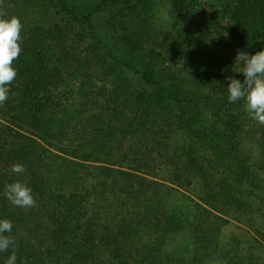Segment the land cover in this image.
I'll list each match as a JSON object with an SVG mask.
<instances>
[{
    "label": "trees",
    "instance_id": "trees-1",
    "mask_svg": "<svg viewBox=\"0 0 264 264\" xmlns=\"http://www.w3.org/2000/svg\"><path fill=\"white\" fill-rule=\"evenodd\" d=\"M165 1L180 41L208 38L206 10L215 47L264 50V0H3L23 25L0 105V219L13 224L17 264H204L216 252L251 264L255 246L219 247L230 221L264 252V125L228 101L227 78L244 79L233 59L181 64L172 37L157 39ZM16 163L27 171L12 173ZM16 180L35 207L5 198ZM181 232L188 257L170 245Z\"/></svg>",
    "mask_w": 264,
    "mask_h": 264
},
{
    "label": "clouds",
    "instance_id": "clouds-1",
    "mask_svg": "<svg viewBox=\"0 0 264 264\" xmlns=\"http://www.w3.org/2000/svg\"><path fill=\"white\" fill-rule=\"evenodd\" d=\"M2 6L3 0H0V7ZM22 30L23 25L17 16L8 17L4 11H0V105L8 100L10 85L17 77L14 62L23 52ZM233 71L242 74L244 79L241 82L233 77L227 78L229 103L243 100L245 111L250 118L264 125V50L251 55L238 50ZM26 171V167L20 163L11 167V172L15 174ZM3 195L13 206L19 208H33L37 203L26 181L16 180L6 184ZM12 228L10 220L0 219V252H7L10 247L12 248L6 264H17V242L13 236L5 235L11 233Z\"/></svg>",
    "mask_w": 264,
    "mask_h": 264
},
{
    "label": "rangeland",
    "instance_id": "rangeland-1",
    "mask_svg": "<svg viewBox=\"0 0 264 264\" xmlns=\"http://www.w3.org/2000/svg\"><path fill=\"white\" fill-rule=\"evenodd\" d=\"M37 19V13L35 12H27L22 17V20L26 21H36ZM207 19L208 13L206 10H203V16L200 18V22L202 25L201 33L204 34V36L207 35L208 38H203L202 36L199 39H192L189 35H184L182 40H184L185 42L180 41V37H182V32L178 27H176L175 21L173 20V17L170 12V5L168 2L165 1L159 3L156 6L154 10V16L152 18V24L157 33V39L162 38L163 34H166L170 36L169 38L166 37L169 42L170 38L172 37L174 45L171 48V51L174 54H177L178 61H180L181 64L185 63L188 57L199 56L202 54L209 58L213 56H221L226 60L233 59L235 63L236 57L234 55H230L228 49H226L221 44L215 47L216 37L214 35L213 37L210 35L211 27L208 26ZM210 50L214 51L211 52ZM238 74L239 76L244 78L242 74ZM128 76L134 83H136V75L130 72ZM252 121L258 123L253 119ZM248 143L249 144L247 147L252 148V143ZM233 239L239 241L238 246L235 247L236 250H245L249 247L255 246V250L257 251V257H255L254 262H251V264H264V252L259 251V247L258 245H256V239H254L253 235L248 230V228L233 221H230L229 223H224L221 227L220 234L217 237L219 247H221V249L223 248L224 250L231 249ZM170 245H176V247L179 248V254L183 255L184 257L190 256V250L193 246L188 234L185 232H181L175 235L174 240L172 238ZM204 264H236V259L233 257H227V255L226 257H223L220 255L219 252H216L213 253L210 257H207ZM242 264H247V262H243Z\"/></svg>",
    "mask_w": 264,
    "mask_h": 264
}]
</instances>
